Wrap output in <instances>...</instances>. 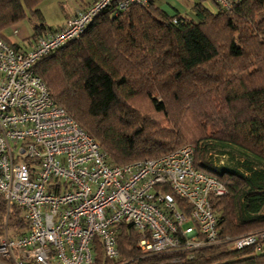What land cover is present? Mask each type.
I'll list each match as a JSON object with an SVG mask.
<instances>
[{
    "label": "trees",
    "instance_id": "trees-1",
    "mask_svg": "<svg viewBox=\"0 0 264 264\" xmlns=\"http://www.w3.org/2000/svg\"><path fill=\"white\" fill-rule=\"evenodd\" d=\"M39 1L0 0V37L13 49L26 48L3 32L27 12L33 20L30 45L53 30L43 21ZM118 1L99 12L77 39L37 60L34 72L53 101L115 165L158 157L192 142L174 126H156L129 99L142 94L151 111L164 115L170 100L169 106H193L194 115L211 128L195 140L193 164L227 187L225 196H209L221 237L264 229V0H227L228 7L195 0V19L168 13L154 0L115 14ZM200 88L207 90L197 94ZM211 152L231 162L216 166L207 159ZM177 202L188 211L184 201ZM21 211L8 208L0 194V235L9 226L27 230ZM116 230L125 264H264V247L230 249L224 241L196 249L191 257L186 251L142 256L131 224L120 222ZM93 247L96 262L109 261L97 237Z\"/></svg>",
    "mask_w": 264,
    "mask_h": 264
},
{
    "label": "built area",
    "instance_id": "built-area-1",
    "mask_svg": "<svg viewBox=\"0 0 264 264\" xmlns=\"http://www.w3.org/2000/svg\"><path fill=\"white\" fill-rule=\"evenodd\" d=\"M63 25L46 30L28 49L0 37V194L22 209L25 232L0 237V259L13 264L96 262L93 238L109 261L119 256L117 225L138 232L144 256L193 251L222 241L230 249L264 247V229L221 237L209 196L227 187L193 164L194 144L121 165L51 98L33 64L77 39L112 0H84ZM228 7L227 0H216ZM145 0H119L118 11ZM11 33L19 35L12 27ZM170 190L169 191H167ZM181 199L188 205L177 202Z\"/></svg>",
    "mask_w": 264,
    "mask_h": 264
},
{
    "label": "rangeland",
    "instance_id": "rangeland-1",
    "mask_svg": "<svg viewBox=\"0 0 264 264\" xmlns=\"http://www.w3.org/2000/svg\"><path fill=\"white\" fill-rule=\"evenodd\" d=\"M74 1L78 0H40L38 2L37 8L39 9L43 21L46 25L53 28L57 24H59L62 19L65 11H69L71 7L74 5ZM169 0H165L164 8L165 10L172 12L173 8L167 4ZM214 5L212 2H207V6L211 9H214ZM30 13H26L25 18L22 21L17 22L13 27L19 30V35H13L11 33V27H8L4 30V35L8 37L11 41L20 44L21 46L26 43L27 37H30L33 32L32 23L33 20L29 19ZM222 38V37H220ZM262 63V62H261ZM264 65V63H262ZM57 74V73H56ZM58 75V74H57ZM214 83V82H213ZM208 84V83H207ZM217 85V84H215ZM213 85V86H215ZM200 91L197 94L207 90L200 88ZM170 100L169 102H171ZM133 109H135L140 115H146L155 123L156 126H161L163 128L171 129L172 126L175 129L179 130L180 134L188 141H192L186 144H195V140L200 138L203 135H207L211 133V128L208 125L207 121L204 119H199L194 115L193 106L189 105V108H185L181 102L171 103L169 106V102L167 103L168 111L166 114L155 113L149 109L147 106V100H145L144 95L140 94L135 96L134 98L129 99L128 101ZM172 109V110H171ZM176 124V125H175ZM207 159L213 162L216 166L226 164L229 161V157L223 155H214L212 152L210 155H207ZM21 209V208H20ZM22 210V209H21ZM22 215H23V211ZM21 228L16 227H5L0 237L4 234L7 235H16L21 232ZM136 246V241L134 243ZM138 250V248H137ZM139 254L142 255V253ZM143 256V255H142ZM7 261V262H6ZM9 262V263H8ZM13 264L12 261L6 259H0V264ZM106 264H125V259L121 255H119L115 260L107 261Z\"/></svg>",
    "mask_w": 264,
    "mask_h": 264
},
{
    "label": "crops",
    "instance_id": "crops-1",
    "mask_svg": "<svg viewBox=\"0 0 264 264\" xmlns=\"http://www.w3.org/2000/svg\"><path fill=\"white\" fill-rule=\"evenodd\" d=\"M194 1L195 0H169V2H167V4L170 5L173 8L172 12L177 11V12H179L182 15H185V16H187L189 18L195 19V16H194V13H193V10H192V5H193ZM74 2L75 3L71 7V9L69 11H65L62 21L59 24H57L55 27H53L52 29H56V28L61 27L67 18L73 16L76 13L77 10L82 9L85 6V1L84 0H78V1H74ZM154 2L160 8L165 10V8H164L165 0H154ZM207 2H210V1H205L204 2V4L206 6H207ZM207 7L210 10H215V5H214V9H211L209 6H207ZM165 11H167V10H165ZM167 12L168 13H172V12H169V11H167ZM31 45L26 40V43L24 45H22V46H24V48L28 49ZM3 264H5V263H3Z\"/></svg>",
    "mask_w": 264,
    "mask_h": 264
}]
</instances>
